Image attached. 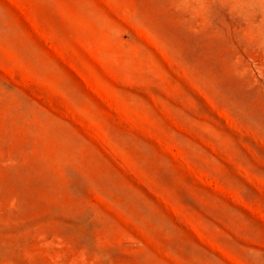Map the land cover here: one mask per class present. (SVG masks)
I'll use <instances>...</instances> for the list:
<instances>
[{"label":"rangeland","instance_id":"374dc122","mask_svg":"<svg viewBox=\"0 0 264 264\" xmlns=\"http://www.w3.org/2000/svg\"><path fill=\"white\" fill-rule=\"evenodd\" d=\"M0 264H264V0H0Z\"/></svg>","mask_w":264,"mask_h":264}]
</instances>
